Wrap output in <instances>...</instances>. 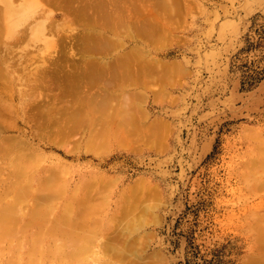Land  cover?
<instances>
[{"label": "rangeland", "instance_id": "1", "mask_svg": "<svg viewBox=\"0 0 264 264\" xmlns=\"http://www.w3.org/2000/svg\"><path fill=\"white\" fill-rule=\"evenodd\" d=\"M29 1H30V5L32 6L31 0H26V3L25 1L23 2V0L22 1L16 0L13 4L15 6L18 5L17 8L15 7V9L13 7L15 13L13 12L11 7L6 6L3 12L7 11V9L12 10L11 12L10 11L5 12L6 14L5 16L2 13L3 18L4 19L6 18L5 20L6 26L10 27L11 22H15L17 20L15 19L16 13L18 16L19 12H17V10H19L20 8H23L21 9V13H23L22 11L24 10L25 11L24 13L28 14L29 16L30 14H32V11L34 10L35 12L33 11V14H36L35 16L37 17L39 16L38 20L35 21V22L38 21L37 23H40V21L45 20V18H43L44 9L39 4H37L39 5L38 7L35 4L36 7L33 6L34 8L31 12L29 13L26 12L31 10L30 5H29L30 10L26 9L28 8V6L26 7V5H28ZM54 1L55 0H53V3ZM58 1L59 0H57V2L55 1L56 4L54 3V6H52L51 4L49 5L50 10L52 12L51 13L45 12L46 13L45 17L46 18L49 17V19H53L55 22L64 25V23L67 24L66 18L69 19L71 18L70 17L71 15L65 12V9H67L68 6L71 7V3H73L72 5L74 4L77 5L78 3L76 4V2H71L69 3V5L68 4L66 5V3H68L66 0H65L66 2H64V0H61L59 1L60 3H58ZM21 2H23L24 5L25 4L26 5L23 6ZM60 4L66 6L62 5L63 8L59 9L61 7ZM145 4L147 3H144V5ZM150 4L152 6L154 3L152 2ZM154 6L155 5H153V7ZM153 7L152 9H154ZM175 9L181 10L180 12H178L177 10L174 11L176 14L177 13L180 14L176 15L175 13H171L172 15H170L169 13H164L166 14V16L163 14L159 17L161 18L162 16H165V18L162 17L160 22L162 24V27L163 24L165 25V23L168 22L166 24L169 28L168 31H170L167 32L168 35L165 33V36L163 38L155 35L156 36L154 37L155 40H153L154 45L152 44L153 42L151 43V41L150 43L147 42L150 45L145 43L144 41L139 42L141 43L139 45H141L143 48V50L141 49V52L146 54V55L143 54V56L145 55L144 57H146V59L148 57L150 63L148 62L149 63L148 64L147 62H145L146 59L144 57L142 63L138 58V56L140 55L137 54L136 57L140 61L139 62L140 64L138 63L137 60V63L135 65L139 64V66L137 67H142L145 63L146 64L144 65L145 67H147V64L149 66L151 65L153 66L154 64V66L152 68L148 66L149 67L148 70L150 72H148L147 75H145L144 81H139L133 84L134 86L133 90L135 91L133 93H137L139 89L141 91L143 89V91H145L143 93H145V95L147 96V98L144 97V94L143 96L142 95L140 96L144 98V100H146L144 101L143 99H141L142 101L145 102L144 104L140 102V104L142 105L140 106L143 108V111H145L144 115L148 114V118H149V120H147L148 122L144 121L145 125L147 124L146 126H151V125L154 126L157 121L164 127L162 130V133L165 130V133H163L164 136L162 134H158L161 135L160 139L164 137V140L162 142L158 140L159 136L158 137L154 136L155 140H156L155 137L158 138L157 139L158 141L156 140L155 143L153 144V140L150 137V139L152 140V144L154 146L152 145L151 147L148 146V143L146 141H144L145 145L141 144L142 147H140L139 145L140 148L139 147H137L136 149L133 148L135 150L131 148L125 149V147L120 148L117 146L111 149L109 154L107 155L105 154L103 156H96L91 152L86 153V151H84L83 149L80 150L79 152L78 151L73 152V148H70L72 149V151L68 152L70 150L69 147L75 146L73 139L75 137V136L73 137L75 133L72 134L73 138H71V140L73 139V141L65 143L68 144L69 147L68 145L65 146L64 144H63L64 146L61 145L62 140L61 142L59 141L61 144L59 142H56L57 144H59L57 145L54 141L56 136L53 134L51 135L50 130L46 132L47 136L45 137L44 135L45 132H43L44 134L42 135L41 130H36L37 125L36 126L33 125L35 123L33 120H31L29 123L27 118H22L20 115H16L15 113L13 114L14 117V118L12 117L13 119L9 117L12 119V121H10L9 118L5 120L7 122L9 121L11 123H14V125L12 126H15V122L17 125L18 122L19 125L15 127L16 128L19 127V128H17L18 130H16L15 127L14 129H11L12 128L11 124H8L11 127L10 129L9 128L7 130L5 129L6 132L4 130H2L3 132H1L0 130V132L2 133L0 134V143H1L0 147L5 152H8L6 150L9 149L11 150V146H10L11 142H9L10 138L14 137L15 139H17V137L20 135L17 140L26 139L25 141H27L28 143L30 142L29 144L32 145L31 146L32 151L34 150L33 148H35L33 152L27 151L29 155H32L37 150L36 152L41 156L43 163L39 162L40 163L39 167L42 165L43 167L41 166L40 168H42V170L44 168L45 169L44 171H42L43 174L41 173V169L39 167L37 169L40 170L37 171L36 169L34 171L32 167L31 169L34 172L30 169V171H32L33 173L32 175L30 173L28 176L29 178L31 176L32 177L34 176L33 177L34 179L31 178V181H33V186H32L33 190H31L32 189L30 187L31 185H27L28 189L29 187L31 188L30 189L31 191H29V193L33 192L34 190L37 191L36 187L41 185L38 184L40 178L45 176L47 177L54 176L52 174H56V172L54 173V171H52L56 169L55 165H57L58 168H61V166L64 165H67L66 166L67 169L69 167L70 170H68L67 173L65 171L66 168H64L65 166L62 168L63 171L57 172L58 174L57 176L59 175L63 176V178H61L60 176L59 178L63 180L66 178L65 181L61 179L58 180H61V182L63 181L64 184L66 183L65 185L67 186V188H65L66 187L65 185L64 188L66 189V193L69 194L64 193L66 194L65 195L66 198L63 199L64 196L61 197L60 196L61 193H60L59 196L61 197L62 200L58 201L60 200V198L56 199L57 200L56 203L54 202V205L52 204L54 208H51V210L53 211V209H55L54 213L56 215L63 213L62 212L63 211L62 209L64 208L63 206L69 204L68 201H70V199L72 198L71 196L73 194L75 195L79 191L77 189L79 186H80V191L78 192V195L80 197L83 194L84 196L89 195L90 191H88L89 189L88 186H90V184L88 186L87 184L95 180V177H93V175H95L96 173H98L97 175H103L104 177H108V178L110 177H114V178L116 177L115 179L118 178L119 180L117 179L116 182L117 186H111V188L115 187L114 189H112L111 192H109L110 190H108V187L105 186L106 188L105 191L108 190V194L110 193L109 195L110 198L108 199L109 206L105 207L108 209L106 210L103 207V205L104 204L107 205L108 202L107 201L104 202L103 200H100L101 203L102 201L104 202V204L100 203L99 205L100 206L102 205L100 208L103 207L105 210L103 209L102 210L105 211V213L100 212L102 210H100L99 212L96 211L100 213L97 214L100 216L101 220L105 218L103 220V224L105 223L104 224L105 226L106 224L108 226L110 224L109 223L110 221L113 222L112 225L114 227L111 226L110 224L108 227L106 226V230H105V226L102 223L101 226L100 223L94 222L95 219H99V221L96 220L97 222H102L100 221V218L95 212L93 214L90 213L88 215L91 217L94 224H96V226L93 224L96 228L99 226L102 228L104 227V229L102 228L100 229V227L97 228L99 229L101 234L105 232V234L104 235L102 234L101 237L97 235L99 231H97L96 234L95 231L97 229L93 227V225L90 226L92 228L91 230L94 229L93 233H95L96 236H98V239L99 238L107 239L105 237H108L109 234L106 233V231L108 232L110 231V229L111 231L109 236L111 235L116 236L117 234H121V232L118 231L119 228H116L114 225L118 221L117 219H120V217L116 218L115 216H113V212L116 209L115 206H117V204H120V202L118 201H120V197L123 196L121 195L123 193L122 191L123 190L125 191L128 185L130 186L136 183L137 180L142 179V181L147 182L148 185L150 184V186L152 185L153 187L154 186L156 187L158 192L157 196L155 195L156 199L154 197H151V195L148 193L150 191L149 190L150 187H148L146 183L145 184L148 188H146L145 186L144 188L142 187L144 189V190L142 189V192L147 190V192H143V193H148L150 195L149 197L152 198V199L150 198L149 201L152 202L153 204V205L151 204V206L146 205L148 200L142 197L143 194L142 195L139 194V196L141 195L140 196L141 198H138L139 200L137 199L138 196L136 195L137 196L136 199L139 201L137 202L140 204L138 205L139 207L142 206L141 204L143 203V201L147 200V202L146 203L144 202L145 204L143 205L149 207V209L153 208V206L154 208H157L155 209V211L152 209L151 210L153 211L152 214L153 215L155 214L154 215L155 218H157L158 216V218L155 219L154 216L152 215L151 219L153 223H150L152 222L151 220H149L150 222L145 221V218H148L147 217L148 215L142 216L143 218L144 216H146L144 218L145 222L142 221L143 220L142 218L141 220L140 217H138L139 220H141L140 224L142 226L140 225L141 227H138L136 231L134 229V236L133 235L131 236V241L132 239L133 240L138 239L139 243L137 241H133L132 243L135 244L132 245V243L130 242L129 245H131V247H129V250L128 249L126 250L127 252L125 251V253H127V256L124 257L121 255L123 258L120 256V254L117 255V252L115 253L114 250H112L113 252H111L110 250H107L108 252L104 251L105 248H107L108 246H113L116 243V241H112V242L110 241L112 240L111 237H110L111 239L108 237L109 238L108 241L105 240L107 242V245L108 244L109 245L105 248L103 247L104 250L100 246H99L100 248H97V245H99L103 241V239H101L100 243H99L100 240L98 242L97 241L94 242V244H92L93 242L90 243V245L91 244L92 245L91 246L88 245L89 247L87 245H84L83 249L80 248L81 250L78 251L79 253L81 251L82 253L85 251H88L87 253H89L91 251V248H94L93 245L95 246V243L96 244L99 243L96 245L95 248L102 249V252L104 251V253H102L101 250L99 251L94 248V252L96 250V252L98 251L100 252L99 254H101L100 257H98L99 255L98 253L96 255L98 257L97 260L99 262L97 261L92 262L89 260L92 257V260L94 261L95 255L93 254H96V252L93 254H90L91 253L90 252L89 255H92L90 256V258H88L89 255L86 254L87 255L86 256L83 253L85 256L83 257V259L86 260L88 258V260L90 261L89 264H107V263L129 264L130 262H132V260L130 261L129 258L136 256L135 254H137V256L138 255L141 256L139 253L145 255L144 257H142L143 259H141V261L143 260L142 264H144V262L145 264H147L146 261L147 260L149 261L150 257H152L153 264H264V0H176ZM13 13L14 16H12ZM21 13H19V16ZM25 14H23L24 18L28 16V15L25 16ZM19 16L18 19L20 18L19 20H22L21 21L22 24L18 22V25L20 24V26L19 27L15 26L16 31L14 30V34L16 38L14 37L13 39L6 40L7 41L6 43L8 45L9 44L13 45V47H11L12 45L9 47H11V49L13 48L14 50H16V51L12 50L15 53L13 54L14 56L12 57L14 59L11 58V60L15 61L17 59V61H19L18 58L21 54L27 57L36 55L37 58L39 57L40 54L46 55L47 58H49L47 59L48 65L52 67V71H54L55 73V74L54 73L51 74L49 82L55 81L54 83L58 84L59 87L54 86L56 84L54 85L52 84L54 88L61 89L60 85H62V82L60 81L66 79L64 78L66 76L63 75L66 74L65 71L67 69L70 70L68 68L69 67L68 65L71 64L72 66L74 64V61L77 63V61L79 62L81 58L83 60L85 59V57L86 59H88L87 57H89L87 53H84L87 54L84 55L83 52H80L81 50H78L79 54L76 53L78 51L74 52L75 50H73L75 44L78 43L72 41L73 40L76 41L78 37L77 38L75 37L80 35L79 32L82 33L83 31V29H81L82 27L80 26L81 27L80 28L79 26L73 25L74 27L71 26L72 27L71 29L67 28L68 32L65 30L66 36L63 35V37L68 38L70 37L71 34L72 36L71 39L70 38L68 39L72 41H68V39L60 38L63 41H65V44H63V42L60 41L61 42L60 45L62 44L63 47L67 45L66 47L67 49L70 46L69 49H71L72 46L71 44H69V42L73 43L74 46L69 52L71 53L73 52L72 54L75 53L74 56L78 54L74 58V56L71 55V53L67 52L69 55L67 53L66 54L69 56L67 57L70 59L69 60L70 62L64 63L62 62L63 61L62 57L64 56L63 54L65 53L62 51L63 47L61 46L62 47L61 48L60 46H58L61 49L57 48L55 50L58 51L55 52L54 48L51 45L49 46V43L47 45V41H46L47 37H45L43 34L38 36L35 34V31L32 30L34 33L31 32V29H29L30 30L29 34L26 33L28 29V27L26 26H28L29 23H32L29 24V28L30 27L33 28L32 26L34 25L33 23L35 22H33L34 20L32 21L29 20L30 17L24 19ZM33 16L34 15H32V17ZM37 17H35V19ZM3 18L1 22H3ZM41 18H43L44 20L43 19L40 20ZM11 19L12 21L9 22ZM27 21L29 22L28 24ZM3 24H5V22ZM76 24L81 25L79 23ZM36 25L34 26L35 28ZM166 25L164 26L165 28L167 27ZM1 28L3 29V27ZM23 32H25L27 35L23 34ZM10 34L12 36L10 30L9 32L7 30V34H6L7 38L8 37L11 38V36H9ZM19 34L21 35L20 38L21 37L24 38L26 44L24 43L23 39L22 40L20 38L17 39V35ZM25 35L26 38H28V36L30 37L28 39H25ZM49 36L50 35L48 34V37ZM166 36H168V38H166L167 43L166 41H164L165 40L164 38ZM158 37H160V41L158 40ZM20 40L23 42H21ZM27 40L29 42L31 41L30 42L31 44ZM34 40H36V42L38 43H36ZM156 40L158 42L155 43ZM8 41H10V43H8ZM32 44H34L35 46ZM159 44L162 45L166 44V46H162L164 48L159 49L158 46L161 47V45ZM44 45H46L47 47L45 50H44L45 48ZM135 45L137 44L130 43V45L128 46L135 47ZM76 48L77 45L75 49ZM67 49L64 51H67ZM23 50H25L26 53ZM60 50L61 52H59ZM62 52L63 54L61 55ZM147 53L149 55H147ZM48 54L51 55L48 56ZM54 54L55 55L58 54V56H60L59 57V60H61L60 64L59 61L57 60L58 58H56L58 56L57 55L54 56ZM70 55L72 57H70ZM98 56H99L98 54L95 55V57ZM151 56L154 58L153 59L154 61L156 60L159 61V64H157L158 62L156 61L157 65H161L160 61H162V63L166 62L172 65L171 66L172 68L173 66L175 67L177 65L176 66L177 68L179 64V67H181L180 69L181 71L179 70L178 67L177 69L178 73H175L176 69L174 68L173 71H171V73L172 72L174 73L173 74L170 73L171 76L173 75L174 78L170 80L168 78L171 76L167 77L166 75L167 71L164 72L163 68H161L163 71L162 72L161 69L159 68L160 66L158 67L155 64ZM67 57H64V61L65 58ZM140 57L142 59V56ZM37 58H35L34 60L35 64L32 65V66H36V68L38 65L42 64L41 59L38 58L37 60ZM150 58L153 62L152 64ZM54 60L57 61L54 62ZM83 62L84 60L82 61V63L80 62V66L79 65L76 66L74 64V67L75 66L76 68L82 67L83 65L81 66V64H83ZM57 63L59 65H63L62 63H64V65L66 64L64 70L63 67L58 66ZM173 63L176 64L173 65ZM74 67L72 66L71 70L76 69ZM154 67L155 69L156 68L160 69V73H161L160 75H159V69L157 70L158 73H156ZM167 67L168 66H165L164 69L166 68L165 70H168ZM171 67L169 70H172ZM150 69L151 70L154 69L155 71L153 70L154 71L153 72ZM56 71L59 72V74L62 73L63 76L62 77L60 74L61 76L60 78H62V80L60 78H59L60 80L57 78L59 82L57 80H52L59 75ZM164 73L167 77V79L165 78V80H167V82L172 81L170 82V84H167V82L166 84L163 83L164 78H161L163 81L161 82L158 81L160 79L159 76L161 75L165 76ZM148 77L154 78L155 81L154 79L152 80L151 78L152 81L149 83L150 80H147L149 79ZM156 78L159 79L156 80ZM145 82L148 84L150 89L149 87L147 88V85H143ZM23 83L24 82L14 83L15 84L14 88L17 91V96L15 100L11 102L14 106H16V104L14 103H17L18 107H20V105H23L24 101L28 99V97L23 96L24 94H26L23 93L25 92V90H23V88L25 89L24 87L25 83L24 84ZM59 83L61 84L59 85ZM21 84H23L24 86H21ZM139 85L140 87H137ZM143 86L146 87L144 88ZM54 88L52 93L61 94V90L60 91L54 90ZM161 89H163L164 92H162L163 90L161 91ZM138 93L136 94L137 97L142 92L139 93V95ZM22 97L24 99L23 101L20 99ZM64 97H66L67 101H65L66 99L62 97L58 105H61L64 102L67 103L73 102L72 97L69 96L70 97L69 99L67 98L68 96H64ZM0 99L2 101V98ZM136 100L140 101V99H136ZM146 118L147 117H145V119ZM145 119L144 117L143 119L141 118V120H145ZM26 120L28 121V123ZM6 121L4 122V125L5 124L7 125ZM148 123H151V125H148ZM31 125L35 128L32 129ZM156 125L153 130H155L156 127L157 129L159 128V126ZM4 127L6 128L8 126H3V129ZM21 127L22 129H20ZM161 128L162 127H160L159 131H161ZM34 129L36 130L35 132L39 131V133L38 132L35 133ZM159 131L157 130V132ZM79 135L82 136V134ZM5 138L7 140V143L8 142L10 143V144L8 143L10 146L9 148L8 145L7 147H5L6 146V143L4 142ZM51 138L52 140H50ZM11 139L12 140L10 141L14 140L13 138ZM150 139L149 142H151ZM16 141L15 140L13 141L12 149L15 148L14 146L16 145L14 142ZM156 143L158 146L156 145ZM1 145L5 149L6 148L8 149L5 150ZM17 148L18 147L16 146L15 148L16 150L15 149L14 150L17 151ZM65 148L68 150H66ZM2 149L0 150L3 152ZM18 149L20 150V148ZM20 151H22V149ZM5 152L2 153L4 154L3 156H1L0 154V162L4 161L5 159L4 156L6 155ZM9 153L14 154L12 150ZM15 154L13 156L19 155L18 153H17L18 155ZM23 155L25 154L23 153ZM1 159H3V161H1ZM6 162H3L1 164H5ZM12 165H9L8 163L9 167L10 166L12 167ZM18 165L17 166L14 165V167L11 169L14 170L15 168L14 171H16L17 167L19 169ZM2 167L4 168L6 167L5 170ZM2 167H0V170L5 171V173L3 174L2 171H0V173H2L1 175H4V177L0 175L2 177V178L0 177L1 179L0 180V210L1 208L3 209L4 206L1 201L4 202L5 206H8L7 203H9L10 205V202L13 200L12 197L15 195L11 192L13 191L12 189H14L13 192L15 191L16 193L18 192L17 191L18 187L16 188V186L14 185L15 182L22 183L23 179L28 177V176L27 177L23 176L24 178L21 179V182H18L20 181L19 180L20 176L19 175L16 177L14 176L15 177L14 178L15 182H14L13 179L9 180L11 177L10 175H9L10 177L8 178V172L11 173L13 171L8 167L10 169L9 170L6 164ZM48 171L49 173H47ZM64 171L66 174H68L67 175L68 177L63 175L65 173L62 174V172ZM35 177L36 178L38 177L36 186H35V182H36ZM3 178L6 179L8 178L7 180L11 182L7 181L6 179L5 181ZM51 178L53 179L54 182V184L53 182L52 184L55 185V181L57 180L56 176L50 177V179ZM91 178L93 179L92 181ZM28 180L30 179H27V181ZM59 183L60 181H58V183L56 181V184L59 185ZM52 184L49 183L48 187L51 186ZM62 184H60L59 187H61ZM9 185L10 187H12L13 185L14 186L13 188H10ZM98 185L99 187L97 186V188L96 186L93 187V191L95 190V193L97 192L98 189L104 187V185L103 187L100 186L101 183ZM41 186L42 187L40 188L44 189L45 186H43V184ZM55 186L53 190L56 191ZM7 188L11 189V191L9 190L10 191L9 193H7L8 192ZM64 188L61 187L60 192H62V189L64 190ZM49 189L45 188V190H49ZM81 189H83L84 191L87 190V193L86 191L84 192ZM89 190L92 191L91 188ZM38 191L41 190L38 189ZM75 191L76 193H74ZM82 191L84 192L83 194ZM105 191L103 192V195L108 196L107 192ZM151 191L153 192L152 189ZM151 191L150 193H152ZM27 192L28 190H26V193ZM48 192H50V190ZM97 193H102V191L99 190ZM33 194L30 197H33V199H35L36 196L40 195V192L36 196L35 195L33 196ZM21 195L23 196L24 193L19 194L20 199L16 197L20 201L24 200V202L21 201L23 204L22 203L20 204L21 205L20 211L19 210L14 211L13 209L16 208L13 207L10 209V211L7 212L9 213L13 210L11 212L12 216L14 212L16 214L18 211L19 213H21V210L24 214H26L25 212H27L29 215L30 211H33V209L31 208L37 202L32 198L30 199L29 194L27 196L29 199L27 198V200H25L26 194L24 196L25 198L23 199ZM78 195L75 196L79 198ZM16 196H18V194H16ZM68 196H70V198H68ZM41 197H44V195L43 196L40 195V201L43 200V198L41 200ZM146 197L148 198L147 194ZM49 198L50 197L45 199L44 197L46 201H43L45 202L44 204L47 203L48 208L51 207V204H49L50 203ZM140 199H142L143 201H140ZM66 200L67 202H64ZM134 200L135 198L133 199V201ZM156 200L158 203H156ZM14 201H16V199ZM28 201L30 202L28 203ZM74 201L75 198L74 200L73 199L71 200V203L77 204L76 203L77 201L75 202ZM153 201L155 202V204ZM133 203L138 204L136 203V201ZM59 204L61 205L59 206ZM147 204L150 205L149 203ZM156 204L158 205V207ZM57 205L60 208L57 207ZM28 209L31 210L29 211ZM117 209L119 208L117 207ZM138 209L139 208H137V210ZM137 210L135 209V213ZM149 211L150 210H148V212ZM50 212L49 215H51L52 213ZM115 212L117 213L116 214L117 216L119 212L116 210ZM19 213L17 216H19ZM23 213L21 214L24 216ZM21 214L20 217L18 218H21L22 216ZM9 215L11 217V214ZM28 215L26 217H28ZM54 215L51 216L54 217ZM108 215L110 217L113 216L114 219L116 218L115 220L117 221L114 222L115 220L113 221V219H110ZM17 216L15 218H17ZM82 218L85 217L82 216ZM89 218L87 217V219L86 218L85 219L91 220ZM148 219H150V217ZM105 220L107 223L105 222ZM155 220H157L158 222H155ZM18 221H13L14 222L13 229L17 227V229L16 228L15 229L18 230V225L19 224L21 225L22 223L25 222L24 221L22 223H19ZM143 222L145 223V225L148 223V225L145 226ZM24 225L22 227L20 226L21 227L20 229L24 231L22 232L23 234L21 232L18 234L17 232L19 230L17 232L15 231L16 234L14 238H11L10 236H6L5 234L2 235L3 232L0 231V264H68L67 260L72 255L75 256L71 247L69 248V245H71L74 248L76 242L75 244L72 242L71 244H69L70 241L69 239L68 242H66L67 240L65 241L64 239L63 241L64 246L61 244L63 248L65 247L64 258L60 257L62 251L60 252L59 257L52 256V252H50V247H49L50 244L48 243H46L45 245L34 246L31 239L33 238V235H35L38 226L35 225L28 226L26 225V223ZM45 225L46 227H49L47 226L48 223L44 224V226ZM110 226L111 228L109 229ZM50 228L53 227L50 226L49 229ZM112 229H114L115 232L114 234L111 233L113 232ZM79 231L80 229H78V232ZM86 231L88 232L89 230ZM78 232L76 231V234ZM90 232L92 234V231H89L88 232L89 237L91 236ZM80 234L81 235L84 234V231H80ZM80 234L78 233L79 236ZM95 234H93L92 236L94 237ZM106 234L108 235L105 236ZM92 236L91 238H93ZM19 237L22 240L21 242H19L20 241V239H18ZM115 238L116 240L117 238L120 239L118 235ZM141 239L142 240L144 239V241H142L144 243L140 242ZM17 240L19 241L16 242ZM106 242L105 244L104 242L102 244L106 246ZM72 244H74V246ZM119 244L121 246V243L118 242V245ZM122 244H124V242H122ZM142 244L145 245L143 246ZM141 245L143 247H141ZM85 246L86 249L89 248L90 250L88 249L85 250L84 249ZM78 252L76 255H78ZM153 255L156 256L157 261L153 257ZM161 257L162 259H160ZM59 258L63 260L59 261ZM83 259L82 262L84 264L85 262H89V261L84 262ZM137 259H135L134 261H136ZM144 259L146 261H144ZM127 261H129V263H127ZM141 261L138 260V263ZM150 261L148 263H150ZM135 263L136 262H134V264Z\"/></svg>", "mask_w": 264, "mask_h": 264}, {"label": "bare ground", "instance_id": "2", "mask_svg": "<svg viewBox=\"0 0 264 264\" xmlns=\"http://www.w3.org/2000/svg\"><path fill=\"white\" fill-rule=\"evenodd\" d=\"M15 1L16 0H0V98H2V101L4 102L3 103L1 101V99H0V101H1L0 102V119H1L0 120V130H1V132H3L2 130L5 131V129L7 130L8 128L9 129L11 128L10 125H8V124H11V126L14 125V123H11L9 121L7 122L5 119H7L9 117L12 118L13 114L16 113V115H20L22 118H27L29 123H30L31 120H33L35 122L33 125H35V126L37 125V127H36L37 129L36 130H41L42 133L41 132L40 133L42 135L44 134L43 132H45V134H44L45 137L47 136L46 132H48V130H50L51 135L53 134L57 138L56 139L55 136H54V138L56 139V140L54 139L55 143L59 142V141L61 142V140H62V142H61L62 144L60 142L59 143L61 145L64 144L65 146H67L68 144H65V143L66 142H70V141L72 142L73 139H74L75 146L74 147L73 146L69 147V145H68L69 149L73 148V152H75V151L79 152L80 150L83 149L84 151H86V153L87 152H89V153L91 152V153H93L96 156H103L105 154L106 155L109 154L111 149H113V148H115L117 146L120 147V148L121 147L122 148L125 147V149L126 148L127 149L128 148H131V149L135 148L136 149L137 147H139V145H140V147H142L141 144L145 145L144 141H146L148 143V146L151 147V145L154 146L153 144L155 143V141L158 138H159L158 140H160L161 142L164 140V137H162L160 139L161 135H158V134H162L164 136L163 133H165V130L162 133V130H163L164 127L159 122L156 121V124L159 126V128L157 129V127H156V129L159 131L160 127H162L161 131H159V132H157L156 129L153 130L155 128L156 124L154 126H152L151 123H148V125H151V126H146L147 124L145 125L144 121L148 122L147 120H149V118H148V114L144 115L145 111H143V108L141 107L142 105L140 104V102L142 104H144L145 103L144 101H146V100H144V98H142L140 96L141 95L143 96V94H144V97L147 98V96L145 95V93H143V92H145V91H143V89H142V91L139 89L140 92H139V90H138V92L139 93L142 92V93L139 95V93L137 92L138 95H139L138 96L139 98H138L136 96L137 93H133V92H135L133 90V88H134L133 84L136 83V82H139V81H144L145 75H147V73L150 72L148 70V68L149 67L152 68L154 66V64H153V66L151 65L153 63L152 60L154 59L152 56H151L152 60L150 58V61H151L150 65L151 66L148 65L150 63L149 62V58L147 57V59H146V57H144L146 54L141 52V49L143 50V48H142L141 45H139V44H141L139 42L144 41L145 43H147V42L150 43V41H151V43L153 42L152 44L154 45V41H153V40H155L154 37L160 36V37L163 38L165 36V33L167 34V32H170V31H168L169 28L166 25L168 22L165 23V25L167 26L165 28L164 24H163V27H162V24H161L160 21H161L162 17L165 18V16H166V14H164V13H169L170 15H172L171 13H175L174 12L175 10H177L178 12L181 11V10L175 9L176 8V0H66L68 2V3H66V5L67 4L69 5V3H71V2H76V4L77 3L78 4L77 5H75V4L72 5L73 3H71V7L68 6L67 9L64 8L65 12H67L68 14L71 15L70 19L66 18L67 19V24L64 23V25L55 22L53 19H49V17H47V18L45 17L46 16L45 12H48V13L52 12L50 10L49 5L51 4L52 6H54L55 1L57 2V0H55L54 3H53V0H31L32 6L30 5V1H29L28 5L25 4L26 7L28 6V8H26V7H24V8H26L28 10L31 9L30 11H26L27 13H29V12H31L33 10V8H34L33 6H35V4L36 5L39 4L44 9L43 18H45V20L43 18H41L40 20L43 19L44 21H40V23H37L38 21L35 22L36 20H38L39 16L37 17V16H35L36 14H33L34 10L32 11V14H30V16L28 14H25L24 10L22 11L23 13H21V9H23V8H20L19 10H17V12L22 14V16H21V14L19 16V13H18L19 17L24 18L23 14H25V16L28 15L27 17H30V18L32 17V15L37 17L36 19H35L34 16L31 19L29 18V20H31V21L34 20L33 22H35V23H33L34 25L32 26L34 29L31 28V27L29 28V24H32V23H29L28 22L29 20H28L27 24L28 23L29 24H28V26H26V27H28V29L25 27L27 29L26 33L29 34L30 33L29 29H31V32L35 31V34L38 35V36L43 34L45 37H47L46 38L47 45L49 43V46L51 45L54 48V50L57 49V48H60L62 46V44L60 45L61 42H63V44H65V41H63L62 39L64 38L63 35H65V30L67 31V28L71 29L74 26H79V27L81 26L82 27V28L80 27L81 29H83L82 33L79 32L80 35H78V36L75 35L76 36L75 38L78 37L76 39V41L75 40H73V41L70 40L71 37H72L71 34H70V37H68L70 39H68V38H64V39H68V41H72V42H77L78 44H75V46H74L73 43L69 42V44H71L72 47L74 46L73 47V50H75L74 52H76L78 50H81L80 52H83V54L87 53L89 55V57H87L88 59H86V57H85V59H83L84 62H83V64H81V66L83 65L82 67L76 68V66L77 65L80 66V62L82 63V61H83L82 58H81V55H80V58H81L80 61L79 62L77 61L78 64L74 61V64L76 66L74 67V64L72 65L76 69H72L71 70V68H72L71 64L68 65L69 66L68 68L70 70H68L67 66H66V69L68 71L65 69L66 70L65 71L66 74L63 75V76H66V77H64L66 79L63 78L64 80L60 81V82H62V85H60L61 83H59L61 89H57V88L55 89L54 88V86L59 87L58 84L54 83L55 81H53V82L51 81L52 83L49 82L51 74H53L54 71H52V67H50L48 65V60L47 59H49V58H47L46 55H43V54L39 55L38 58L41 59L42 64H40L41 66L38 65L40 67L37 66V68H36V66H32L33 64H35L34 60H35V58H37L36 55L27 57V56L21 54L23 51L26 50L25 48H24L25 50H23L20 53L21 55L18 58L19 61H17V59L15 61L11 60V58L14 56L13 54L15 52L12 51V50H14L13 48L11 49V47H13V45L12 44H11L12 46L10 44L8 45L6 43L7 42L6 40L7 39H13L15 37L14 30H15L16 27H19L20 24H22L21 23L22 20H19L20 18L18 19V16H17V13H16V18L15 19H17V20L16 21L14 20L15 22H11L12 21V19H11L9 22H11L12 25L10 24V27H8V26H6V21H5L6 18L4 19L3 15L5 16L6 15L5 12H7V11L11 12L13 10V12H14L15 7L16 8L18 7V5L17 6L13 5ZM24 1L26 3V0H23V2ZM32 1H34L35 3L32 2ZM59 1H61V0H59ZM59 1H58V3H60ZM66 1L64 0V2H66ZM151 1L154 3L153 5H155L154 7H153V5L151 6V4H150V3H152ZM23 2H21V4L23 6H25ZM144 3H147V4L144 5ZM39 5H37V7ZM62 5L63 4H60L61 7L59 9L63 8ZM66 5H63V6H66ZM6 6L7 7H11L12 10L7 9V11L3 12V10H5V8H6ZM13 7H14V9H13ZM29 7H30V9H29ZM152 7L154 9H152ZM149 8H151V9H149ZM37 9H35V10H37ZM179 9H181V8H179ZM2 13H3V15H2ZM14 13H13L12 16H14ZM36 13H37V11H36ZM163 14L165 16H162L161 18H159ZM178 14H180V13H177L176 15H178ZM27 17H25V18H27ZM2 18H3V22H1ZM164 21H166V20H164ZM4 22H5V24H3ZM9 22H8V24H9ZM18 22L20 23L19 25H18ZM14 23L17 24V25H15ZM36 23H37V25H36ZM76 23H79L81 25H77ZM162 23H163V20H162ZM160 24H161V26H160ZM35 25H36V28L34 27ZM1 27H3V29L6 32ZM6 29L8 30V32L10 30V32L12 33V36H11V34L9 35V36H11V38L10 37L7 38V36H6L7 30ZM28 30H29V32H28ZM23 31H26V30H23ZM26 33L23 32V34H26ZM48 34L50 35L49 37H48ZM26 35H25V39H28L30 36H28V38H26ZM20 36H21L20 34L17 35V39H19ZM160 37H158L159 41H160ZM60 38H62V39H60ZM166 38H168V36H166L164 38L165 39L164 41H166V43H167ZM20 39L24 40L23 37H21ZM31 39H32V37H31ZM39 40H37V41H39ZM34 41L36 42V40H34ZM21 42H23V41H21ZM129 42L130 43H135L137 45H135V47H130V46H128V45H130ZM156 42H158V41L156 40L155 43ZM8 43H10V41H8ZM24 43H25V40H24ZM36 43H38V42H36ZM149 43H147V44H149ZM32 45H34V44H32ZM76 45H77V48H76L77 50L75 49ZM159 45H161V47L158 46L159 49L164 48L162 46H166V44H164V45L159 44ZM9 46H11V47H9ZM34 46H32V47H34ZM58 46H60V47H58ZM44 47H45L44 48V50H45L47 47H46V45H44ZM64 47H63L64 49L62 48V51L65 52V53L64 54H63V52L61 53V55L62 54L64 55L63 57L61 56L62 60H63L62 62H64V63L68 62L69 63L70 59L68 58L69 54L67 52H69L72 49V47H71V49H69L70 48V46H69V48H68L69 50L66 48L67 45H65ZM66 49H67V51H64ZM31 50H33V49H31ZM14 51H16V50H14ZM57 51L58 50H55V52H57ZM59 52H61V50ZM25 53H26V51H25ZM69 53H71V52H69ZM72 53H71V55L74 56L75 53L74 54H72ZM76 53L79 54V51L76 52ZM51 54H48V56H50ZM65 54H66V56H65ZM78 54H76L75 56H77ZM87 54H84V55H87ZM97 54L101 58L99 56L95 57V55H97ZM137 54L142 56V59H141L140 56H138V58H139V60L141 62L143 61V57L146 59V61L144 60L145 62H147V63L149 62L147 64V67L144 66V65H146L145 63L143 65L144 67L142 65H141L142 67H137L140 64L139 63L140 61L136 57ZM143 54H145V55L143 56ZM56 55L58 56V54H56ZM56 55L54 54V56H56ZM71 55H70V57H72ZM84 55H82V56H84ZM101 55L103 56V58H102ZM147 55H149V54L147 53ZM75 56H74V58H75ZM59 57L60 56H58L56 58H58L57 60L59 61V64H60L61 60H59ZM64 57H67V58H65V61H64ZM38 58H37V60H38ZM12 59H14V58H12ZM137 60H138L139 64L135 65L137 63ZM56 61L54 60V62H56ZM156 61H154L155 64H156ZM14 62H15V64H14ZM157 62H158L157 64H159V61H157ZM64 63H62L63 65H59L58 63L57 64H58V66L63 67V70H64V67L66 65V64L64 65ZM160 63H161L162 66L163 65L164 66L162 67L161 65H157V64L156 65L158 67L160 66L159 67L160 69L163 68L164 72L167 71V73H166L167 77L171 76V74L174 73V72L171 73V71H173L174 68L176 69L175 73H178L177 72V69L179 67L178 63H177L178 64L177 68H176L177 65L175 67L173 66V68H172L171 67L172 65H170L169 63H166V62L162 63V61H160ZM166 64H168V65H166ZM175 64L173 63V65H175ZM165 66H168L167 67L168 70L171 67L172 70H169V71L165 70L166 69V68L164 69ZM154 69H155V67H154ZM154 69H152V70L150 69V70L153 71ZM158 69L156 68L155 69L156 71L155 70L154 71L156 73H158V71H157ZM160 69H159V75L161 74L160 73ZM180 69H181V67H179V70ZM161 71H162V69H161ZM57 73L59 74V72H57ZM57 73H56V75H57ZM60 74L62 76V73H60ZM60 74L57 77H55V79H52V78L51 79L52 80H57L59 82L60 79L62 80V78H60L61 77ZM164 75H165V73H164ZM166 75L165 76L161 75L162 77L159 76L160 79L164 78L163 79L164 81L162 79L160 80L159 78H158L159 80L157 78H156V80H158L159 82L163 81V83L166 84V82H167V80H165V78L167 79ZM57 78L58 79L60 78V79L58 80ZM148 78L149 79H147V80H150L149 83L154 79L152 77H148ZM151 78H152V80H151ZM173 78L174 77L172 75L168 79L172 80ZM154 81H155V79H154ZM16 82H20V83L24 82L25 83V86L23 85L24 83L21 84V86L25 87V89L23 88V90H25V92H23V93H26L24 95L22 93V95L24 97H28V99H26L24 101V104L20 105V107H18L17 103H14V104H16L17 107L14 106L11 103V102H13L15 100V98L17 96V91L14 88V86H15L14 83H16ZM146 82H148V81H146ZM146 82L143 85H147V88H148L149 86H148V84ZM170 82H172V81H170ZM170 82H167V84H170ZM52 84L53 85L56 84V85L53 86ZM137 87H140V85L137 86ZM143 87L145 88L146 86H143ZM53 88H54V90H59V91L61 90V94L62 95L60 93L59 94L52 93ZM135 89H136V87H135ZM149 89H150V87H149ZM23 90H21V91H23ZM162 90L163 89H161V91ZM46 91H48V92H46ZM162 92H164V90ZM64 96H68L67 97L68 99L70 97H72L73 98V102L72 103L71 102L70 103L64 102L61 105H58V103H60V100L62 99V97L64 99H66V97H64ZM20 99L22 101L24 100L23 97L20 98ZM136 99H140V101L138 100L139 101L138 102ZM141 99H143L144 101H142ZM65 101H67V99ZM1 104H2V106H1ZM143 117H144V119H145V117H147V118L145 120H141V118L143 119ZM11 118H9L10 121H12V119L14 117L12 119ZM4 120L7 122V125L6 124L4 125V122H5ZM14 121H15V119H14ZM28 121H27V123H28ZM149 122H151V121H149ZM154 123H155V121H154ZM17 125H19L18 122H17ZM17 125H16V122H15V126H17ZM3 126H8V127H6V128L4 127V129H3ZM15 126H12L11 129H14ZM31 127H32V129L35 128L32 125H31ZM17 128H19V127H17ZM17 128H16V130H18ZM20 129H22V127ZM36 130L34 129V132ZM154 131H156V132H154ZM1 132H0V134H2ZM37 132L39 133V131H37ZM37 132H35V133H37ZM73 133H75L73 135V137L75 136L74 138L72 137ZM76 133H77V135H76ZM79 134H82V136L79 135ZM3 136H5V135H3ZM154 136H157V137L159 136V137L158 138L155 137L156 138V140H155ZM18 137H17V139H18ZM42 137H44V136H42ZM150 137L153 140V144H152V140L150 139ZM11 138H13L15 141L17 140L14 137H11ZM11 138H10V140H12ZM52 138H53V136H52ZM52 138L50 140H52ZM71 138H73V139L71 140ZM44 139H46V138H44ZM48 139H49V137H48ZM149 139H150L151 142H149ZM10 140H9V142H11V145H10L11 146V150H12V152H14V154L17 152L19 154L18 155L16 153L18 156H13L14 154L9 153V152H11L10 149L6 150V149H8L10 147L9 146L10 143L9 142H8L9 144L7 143L6 138H5L4 142L6 143L5 147H7V145H8V148L5 149L2 145L1 146L8 152H5L0 147V149H2L3 152L6 153V155L4 157L7 160V162L9 163V165L14 164V165L17 166L19 164L18 165L19 169L17 167L16 171H14L15 168H14V170L11 169V168L14 167V165H12V167L11 166L9 167L8 163L6 162V160L4 159V161H3V159H1V161L6 162L5 164L7 165V168L9 167L13 171L11 173L8 172V178L11 176L9 180L13 179V181H14V178L19 175L20 176V179H19L20 181H18V182H21V179H23L24 177H27L30 173L32 175V173L35 171V169H36V171L41 169V173H42V171H44L45 168L43 170H42V168H40L42 165L39 167L40 163H43V161L41 159V156L36 152L37 150L32 155H29V153H28V152H33L35 150V148H33L34 150L32 151V147H31L32 145L29 144L30 142L28 143L27 141H25L26 139L25 140L19 139L20 141L17 140L18 142L17 141L14 142L15 145L18 148H20V150L22 149V151H23L22 152L18 148H17V151H15L16 150L15 149L16 146H14L15 150L12 149V143H13L14 140L13 141H10ZM40 140H42V139H40ZM50 142H52V141H50ZM157 143H156V145H157ZM57 145H59V144H57ZM156 145H155V147H156ZM135 149H133V150H135ZM66 150H68V149H66ZM18 151H20V152H18ZM71 151H72V149H70L68 152H71ZM3 152L1 151V153H0L1 156L4 155V154H2ZM23 153L25 155H23ZM3 162H0V164L3 163ZM60 163H62V162H60ZM5 164H1V165L4 166ZM1 165H0V167H2ZM61 165H63V164H61ZM55 166H56L55 167L56 169H54L52 171H54V173L56 172V174L50 173V174H52L54 176H49V177L45 176L46 178L45 177L40 178V181L42 183L40 181H38V184L39 185L43 184V186H45V187H44V189L40 188V187H42L41 185L38 186L39 188L36 187L37 191L34 190L35 193H34V191L29 193V191L33 190V188H32L33 181H31V178H33L34 176L32 177L31 175H30L31 176L30 178H29V176L27 178H24L22 183H17V182L14 181L15 182L14 185L16 186V188L18 187L17 191L19 193L18 192L16 193V191L13 192L14 189H12L13 191H11L10 188H13L14 185L12 187H10V185H9L10 188L9 189L7 188L8 192H7V190H6V192L9 193L11 191L15 196L12 197L13 200L10 202V205H12V206H10L9 203H7L8 206H5L4 202L1 201L2 204L4 205L3 209L1 208V210H0V231L3 232L2 235L5 234L6 236H10L11 238H14L15 234H16V232L18 230H19L17 232L18 234L20 232L21 233L24 232L20 228L25 223L28 226H30V225L31 226H33V225L38 226L35 235H33V238L31 239L33 245L34 246H38V245H45L46 243H48V244H50L49 247H50V252H52V256H58L59 257V254L62 251V254L60 255V257H63V258L65 256V250H64L65 247L63 248L61 246V244L64 246V244H63L64 239H65V241L67 240L66 242H68L70 240L69 244H71V242L75 244V242H76V245H75L76 247L74 246V244H72L75 249L71 245L68 244L69 248L71 247V249L73 250V253L75 254V256H73V255L71 256L73 258L70 257L67 260L68 264H84L82 262L83 257H85L84 254L85 255L86 254L89 255L90 252H91L90 254L95 253L96 250L94 252V248L96 247L97 244H99L101 242V239H103V241L100 244H102L103 242L105 244V242H106L105 240L108 241L109 238L111 237L112 238V240H110L111 242L112 241H116V243L114 242L115 243L114 245L112 243L113 246H108L109 244L107 245V242H106V246H104V244H102V245L99 244V245H97V248L101 247L103 249V247L105 248V247L108 246L107 248H105V250L103 249L105 252L107 250H110L111 252H113L112 250H114L115 253L117 252V255L120 254V256L122 255V256L126 257L127 253H125V251L127 249L129 250V247H131V245H129L130 242L132 243L133 241H137L139 243L138 239H136V238H135L136 240L132 239V241H131V236L132 235L134 236V229L136 231V229L138 227L142 226L140 224L141 220L143 219L142 221H144V218L146 217V216H144V218H143L142 216L143 215H148L147 217L148 218L150 217V219L145 218V221H147V222H150L149 220L152 221V219H151L152 215H153L152 214V212H153L152 210L155 211V209H157V208H154V206H153V208L149 209V207H146L143 204H145L147 202V200H148L147 203H149L150 205H148L147 203H146V205L147 206H151L152 202H149L150 198L151 197L155 198V195L157 196V193H158L156 187L155 186L153 187L152 185H151L152 186L151 187L150 184L148 185L147 182H144V181H142V179L141 180L139 179V180H137L138 182L136 181V183H134V184H132L130 186L128 185V187H127V189L125 191L122 189L123 193L122 194L120 193V194L123 195V196H121L119 194L121 196L120 197V201H118V202H120V204H117V206H115L116 207L115 210L118 211L119 213L116 216L117 213L114 210L115 213L113 212V216H115L116 218L120 217V219H117L118 220L117 221V220H115L116 218L114 219L113 216H111V217L109 215L108 216L110 217V219H113V221L115 220L114 222L117 221L116 222L117 225H116V223L114 225H115L116 228H119L118 231L121 232V234H117V235H118V237L120 239L122 238L121 240H122V242H124V244H122L120 239L117 238V240H116V238H115L117 236L116 234H115L116 236H112V235L109 236L110 235V231H111L110 228H111V226H113L112 225L113 222H110L109 220H107L111 224V226L109 227L110 231H108V232L106 231V233H108L109 235L108 234L105 235V236L108 235L109 238L103 236V237H105L107 239H104V238H101V239L99 238L98 239V236H96V234H97V231H99V229H97V228H99L100 226L96 228L95 227L96 224H94V222L103 224V220L105 218L101 220L100 216L98 215L100 213H98V212L100 210H102V209L103 210H105V209L107 210L108 209V208H105V207L109 206V202H108L109 200L108 199L110 198V196H109L110 193L108 194V190H110L109 192H111L112 189L115 188V187L111 188V186H117L116 182H117L118 178L117 179H115L116 177L115 178L114 177L108 178V177H104L103 175H97L98 173H96L95 175H93V177H95V180H93L92 179L93 177H92L91 181L92 180L93 181L89 182V183L87 182L88 183L87 186L90 184V186H88V188L92 189V191L89 190V189H88V191H90V193H92V192L93 193L92 194L89 193V195H85L84 196L83 193L85 191L87 193V190H85V191L83 190L85 188L84 186L86 185L84 183L85 182L84 181L83 182L85 184L83 186L84 188L81 189V190L84 191V192L82 191V194H83L82 196L83 197L82 196L80 197L78 195V192L80 191V186L78 188L76 187L79 191L77 193L75 191L74 193H76L75 195L76 196L78 195L79 198H77L72 193L73 194L71 196L72 198L70 199V201H68L69 204H67L66 206H63L64 207L62 209L63 211L60 209L63 213L56 215L54 213L55 209H53V211L51 210V208H54V206H52V204L54 205V202L56 203V201H57L56 199L60 198V200H58V201H61L62 200L61 197H63V196H64L63 199H65L66 198L65 195L69 194V193H66V189L65 188H67V186L65 185L66 183L64 184V182H63V181H65L66 178L64 177L65 179L63 180V179H61V178H63V176L59 175L61 178H59V176H57L58 175L57 172L63 171L62 168L64 166H65L64 168H66L67 165L61 166V168H58L57 165H55ZM38 167L40 169H37ZM2 168L5 170L6 167L5 168L2 167ZM30 169L33 172L30 171ZM9 170H7V171H9ZM68 170H70L69 167H68V169L67 168L65 169L66 173L68 172ZM0 171H2V170H0ZM65 171L62 172V174L65 173ZM38 172H40V171H38ZM2 173L4 174L5 171H2ZM2 173H0V175ZM47 173H49V171ZM66 173L63 174V175L68 177L67 176L68 174H66ZM92 174H94V173H92ZM1 176L4 177V175H1ZM21 176H22V178H21ZM55 176L57 178V180H56L57 183H58V181H60V183L58 185V184H56V181L54 180L56 186L53 185L54 184L53 179L51 178L52 181L50 179V177H55ZM37 178L35 177V180H36L35 186H36V183H37V180H38ZM3 179L5 180L6 178H3ZM27 179H30V180L27 181ZM58 179L63 180L62 181L63 184H62L61 180H58ZM9 180H7V181H9ZM29 181H31V182H29ZM82 181H80V182H82ZM9 182H11V181H9ZM52 182H53V184H52ZM3 183H5V182H3ZM49 183H51L53 185V186L52 185L49 186L50 189L48 187ZM100 183H101L100 186L103 187V185H104V187L101 188V189H98V190L96 189V190H97V192L100 190V191H102V193H97V192L95 193V190L93 191V187L94 186H96V188H97V186L99 187L98 184H100ZM145 183L148 185V187H150V189H149L150 191H151V189L153 190V192L151 191L152 193H150V191L148 192L151 195V197H149L150 195L148 193H143V192H147V190L142 192V189L144 188V186L146 188H148ZM60 184H62L61 185L62 188H64L66 186L64 188V190L62 189V192H60V190H61L60 189L61 187H59ZM27 185H31L30 187L32 189L30 187L28 189ZM54 186L56 187L55 188L56 191L53 190ZM81 186H82V184H81ZM105 186L108 187L107 191H105L106 190ZM45 188L49 189L51 193L48 192L49 190H45ZM38 189L41 190V191H38ZM140 189H141V191H140ZM26 190H28L27 193L29 194V197L32 196L33 193H34L33 196L34 195L36 196L39 192H40L41 196L44 195L45 199L50 197L51 199L49 198V200H50L49 204H51V207L48 208L47 207L48 206L47 203L44 204L45 202H43V201H46L44 199V197H41V200H42V198H43V200L40 201V195L36 196V198L34 197L35 199H33V197H30V199L32 198L33 200H36L37 202L31 208V209H33V211H30L31 209H28L30 211V213H29L30 216L28 215L27 212H25L26 214H24L22 212V210H21V213L24 214V216H23L21 213H19V211L21 209V205L20 204L22 202H24V200H21L22 201L21 202L17 198L20 199L19 194H23L24 193L23 196L21 195L22 199L26 197L25 200H27L28 194L26 193ZM103 190L105 192H107L109 197L106 196V195H103V192H104ZM73 191H74V188H73ZM15 193L18 194L19 197L16 196ZM60 193H61V195H60ZM64 193H66V194H64ZM25 194H26V196H25ZM139 194H141V195L143 194L142 197L144 199L145 198L147 199L145 201L142 200L143 198L140 199V201H143V203L141 204L142 205L141 207L138 206V205H140L138 203L139 202L138 198H141L140 197L141 195L139 196ZM146 194H147L149 199L146 197ZM73 196L75 198V201H77L76 202L77 204L71 203V200L72 199L74 200ZM133 197L135 198L134 201H133V199H134ZM136 197H137L138 200L136 199ZM68 198H70V196H68ZM117 198H119V197H117ZM15 199H16V201H14ZM100 200H103L104 202L107 201L108 204L107 205L104 204L103 201L101 203ZM135 201L138 204H134L133 202H135ZM29 202L30 201H28V203ZM64 202H67V200L64 201ZM100 203L105 205V206L103 205V207L105 209L103 207L100 208L102 206V205L101 206L99 205ZM156 203H158L157 200H156ZM154 204H155V202H154ZM60 205L61 204H59V206ZM59 206L57 205V207H59ZM143 206H145V207H143ZM13 207L16 208V209H13L14 211H16V210H19V211L17 212V214L14 212L13 216H12L11 212L13 210L11 212H9V213H7V212L10 211V209L13 208ZM117 207L119 209H117ZM157 207H158V205H157ZM137 208H139V209L137 210ZM135 209L137 210L136 213H135ZM50 210H51L52 213L50 212ZM103 210L100 211V212L105 213V211H103ZM110 210H112V209H110ZM148 210H150L149 211L150 213L148 212ZM56 211H57V209H56ZM96 211H98V212H96ZM144 211H146V212H144ZM49 212L51 213V215L55 214L54 217L49 215ZM94 212L96 214L98 213L97 215L100 218V221H102V222H97V221H99V219H95L96 217L94 218L95 220L93 222L91 217L88 216L90 213L93 214ZM140 212L142 213V215H141ZM18 213H19V216H17ZM148 213L151 214V215H149ZM9 214H11V217H13V218H11ZM20 214L22 216H21V218H18V217H20ZM138 214H139V216H138ZM27 215H28V217H26ZM47 215H49V216H47ZM85 215L88 218L90 217L89 219H91V220H86L87 217ZM135 215L137 216L138 220L136 219ZM16 216H17V218H15ZM82 216H84L86 219L82 218ZM138 217H140V219L141 218L142 219L139 220ZM154 218H155V216H154ZM157 218H158V216H157ZM157 218H155V219H157ZM16 219H18L19 221L16 220ZM13 221H18L19 223H22L24 221L25 222L22 223L21 225L18 223L19 224L18 225V230H16L17 227H15L16 229L15 228L13 229V223H14ZM105 222H106V220H105ZM144 222H143V224L145 225ZM155 222H158V221L155 220ZM47 223H48L47 226H49V227L52 226L53 228L49 229V227H46V225L44 226V224H47ZM150 223H153V221L150 222ZM150 223H149V225H150ZM102 224H101V226H102ZM91 225H93V227H95L97 229L95 231L96 234L93 233L94 229L91 230L92 229L90 227ZM146 225H148V223ZM106 226H107V224H106ZM106 226H105V230H106ZM86 228H89V229H86ZM101 228L102 227H100V229ZM78 229H80V231H84V234L81 235L80 231L78 232ZM83 229L92 231V234L90 232V235L92 236L93 234H95L94 237L93 236H92L93 238H91V236L89 237V235H88L89 231L87 232L86 230H83ZM102 229H104V227ZM114 229H112L113 230V232H111L112 234L115 233ZM107 230H108V228H107ZM76 231L80 234V236L78 235V233L76 234ZM86 233H87V235H86ZM116 233H118V232H116ZM102 234L104 235L105 232L102 233ZM102 234L99 231V233L97 235L101 236ZM119 235H122V236H119ZM58 237H59V239H58ZM132 238H134V237H132ZM18 239H20V241L17 240L16 242H18V241L21 242L22 241L20 237ZM95 239H97V240H95ZM61 241H62V243H61ZM80 241H82V242H80ZM96 241L97 242L99 241V243H97V244L95 243V246L93 245L94 248L90 247L91 251L89 253H87L88 251H85L87 249L90 250L89 248L86 249V246L84 248L85 250H83L86 253L83 252L84 253L83 254L82 251L80 253L78 252L79 250L83 249L84 245L91 246ZM142 241H144V239L143 240L141 239V241H140L141 243H144ZM118 242L121 243V246H120V244L118 245ZM81 243H82V245H81ZM90 243H92V244L90 245ZM133 244H135V243H132V245ZM142 245H141V247H143L145 244L143 246ZM115 246H117V247H115ZM122 246H124V247H122ZM119 247H122V248H119ZM97 248H95V249H97ZM34 249H36V248H34ZM102 249H97V250H99V251L101 250V252H102ZM118 249H120V250H118ZM104 251L102 253H104ZM77 252H78V255H76ZM97 253L99 254L100 252L97 251L96 254H93V255H95L94 261L92 260V257L89 260L92 261V262H95V261L99 262L97 260V258L100 257L101 254H99L98 257H97L96 256ZM110 254H113V253H110ZM139 254L141 256H139V255L138 256L141 257V258H139L137 256V254H135L136 256L129 258L130 261L132 260V262H130V263L134 264V262H136L135 264H137L138 260L141 261V259H143L142 257H144L145 255H142L141 253H139ZM80 255H81V257H80ZM76 256H78V257H76ZM90 256H92V255H89L88 258H90ZM146 257H145V259H146ZM153 257L157 261L156 256L153 255ZM88 258L86 260L83 259L84 262L85 261H89ZM132 258H135V259L139 258V259L134 261L135 259H132ZM154 258H153V260H154ZM145 259H144V261H146ZM147 259H149V258H147ZM160 259H162V257ZM160 259H159V261H160ZM60 260H63V259L59 258V261ZM150 260L152 261V257H150L149 261ZM90 261L89 262H85V264H87V263L89 264ZM147 261H146L147 264H151V261H150V263H148L149 261L148 262ZM142 262H143V260L141 262H139V263L142 264ZM127 263H129V261H127ZM144 264H145V262H144ZM152 264H153V261H152Z\"/></svg>", "mask_w": 264, "mask_h": 264}]
</instances>
